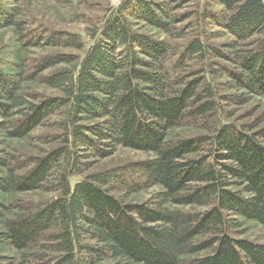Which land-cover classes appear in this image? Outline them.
<instances>
[{
    "label": "trees",
    "instance_id": "obj_1",
    "mask_svg": "<svg viewBox=\"0 0 264 264\" xmlns=\"http://www.w3.org/2000/svg\"><path fill=\"white\" fill-rule=\"evenodd\" d=\"M216 1L226 14L211 20L233 38L224 48L234 53L205 48L195 38L186 58L211 54L227 59L236 71L221 68L218 73L229 78L228 88L264 98V0ZM10 16L0 3V28L11 25ZM133 22L173 36L178 19L165 2L122 0L91 35L93 44L82 58L56 55L34 67L38 76L63 66L39 79L60 97L40 101L31 96L30 103L18 95L17 80L0 71V146L3 140L28 137L54 114H60L65 133L44 156L28 158L29 169L21 174L17 159L0 151V195L40 190L55 172L59 192L6 220L10 210L0 203V243L20 254L17 262L0 258V264H264V245L226 233L237 219L264 229V146L256 136L229 126L208 138L171 141L169 132L187 116L202 118L212 110L211 101L194 105L213 91L199 80L171 77L168 45L135 32ZM44 41L83 50L76 35L52 33ZM229 99L243 102L242 96ZM259 134L264 136V129ZM208 144L215 148L211 163L188 158ZM117 147L153 156L134 170L143 172L145 187L160 188L153 201H120L105 188L110 179L104 173L70 185V177L85 170L83 154L104 158ZM208 205L202 215L174 209ZM207 235L210 240L203 239ZM33 248L34 255L23 253ZM202 252L209 253L186 258Z\"/></svg>",
    "mask_w": 264,
    "mask_h": 264
},
{
    "label": "rangeland",
    "instance_id": "obj_2",
    "mask_svg": "<svg viewBox=\"0 0 264 264\" xmlns=\"http://www.w3.org/2000/svg\"><path fill=\"white\" fill-rule=\"evenodd\" d=\"M151 1L167 3L172 10V15L177 17L178 23L174 26L173 36H166L140 22H133L135 23L133 30L149 35L154 40L164 41L168 45L170 53L166 58L171 77H180L183 82L199 80L207 87L210 86L213 91L212 97L205 98L199 104L194 105L197 108L211 101L212 110L202 118L195 115L191 118L187 116L179 126L169 132V139L177 142L193 141L200 137L208 138L217 129L229 126L235 133L256 136L264 146V136L259 134L264 129V98L248 94L242 89L228 88L230 87L229 78L223 72L218 73V69L221 68L230 71L236 69L227 59L215 58L211 54L205 57L196 55L188 59L185 55L186 47L195 38L199 39L205 48L210 46L226 55L234 53L235 49L224 48L233 38L211 20L212 17L225 15L224 9L218 5L216 0ZM121 2L122 0H0L11 15L9 17L11 25L0 28V71L17 80L18 95L30 103H33L31 96H36L40 101L60 97L58 92L46 88L39 79L63 66L40 72L38 76H35L34 67L41 60L56 55H72L82 58L93 44L91 35L101 29L104 21L116 11ZM52 33L78 36L83 43V50L77 52L48 45L44 40ZM246 44H243L244 47ZM230 96H242L243 102L232 101L229 99ZM60 121V114H54L36 127L28 137L21 140H3L0 151L12 159H17L23 167L17 171L18 174L29 169L27 167L28 158L42 157L60 144L65 134L59 128ZM211 146L210 144L201 146L197 155L188 156V158H202L206 163H211L214 160L211 152L215 151L214 146L213 148ZM83 155L80 163H85V170L70 177L71 186L94 174L104 173L103 175L110 179L105 188L112 196L124 203L139 204L153 201L156 194L160 192L159 187L144 186L143 172H134L139 163L153 157L150 154L117 147L104 158H90L88 154ZM116 173L118 178L111 179ZM57 175L55 172L52 177H49L40 190L1 194L0 203L10 210L3 219H10L36 209L57 197L59 192L54 190ZM122 177L129 179L127 181ZM210 207L208 205L173 208L184 214L202 215ZM2 222L0 221V231H2ZM226 233L233 239L264 245V229L253 222L234 220L232 224L227 225ZM203 239L210 240L211 236H204ZM33 249L23 253L34 255L36 249ZM208 253L202 252L186 258H199ZM19 255L9 245L0 243V258L17 262ZM101 264H110V262L105 261Z\"/></svg>",
    "mask_w": 264,
    "mask_h": 264
}]
</instances>
